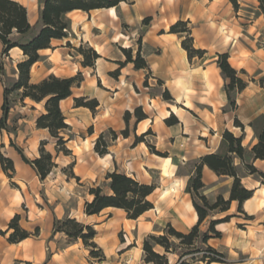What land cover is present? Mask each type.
<instances>
[{"label": "crops", "instance_id": "crops-1", "mask_svg": "<svg viewBox=\"0 0 264 264\" xmlns=\"http://www.w3.org/2000/svg\"><path fill=\"white\" fill-rule=\"evenodd\" d=\"M15 1L27 8L29 22L36 26L39 1ZM238 3L240 8L235 10L230 0H126L113 8L90 12L74 10L66 14L65 19L70 22L69 38L53 39L51 48L39 52L41 60L31 69V83L38 84L52 75L71 78L82 73L83 83L60 106L71 133L84 135L80 144L83 148L87 146L90 159H63L60 162L54 138L48 130L36 126L38 117L46 111L45 102L26 99L21 107L17 105L12 109L9 119L17 120L18 126L15 143L29 159L34 160L40 155L41 143L47 142L46 150L55 156L57 167L42 182L36 171L10 145L12 134L9 137L6 131L0 133L5 146L3 153L15 165V173L9 177L0 163V232L8 230L16 215L21 217L20 225L26 231L34 234L36 229L39 230L38 235L19 243L8 241L10 233L6 236L0 234V264H90L89 248L81 240L71 242L65 234L54 232L55 219L62 220L67 216L93 226L97 232L96 244L107 260L116 264H126L130 259L128 249L131 243L129 239L128 242L120 241L122 230L141 227L140 220L153 211L161 212L160 223H150L146 234L156 233L154 226L160 232L163 224H171L178 231L187 233L198 223L191 193L186 191L191 177L178 175L180 164L218 152L223 146L225 130L237 137L243 136V145L251 149L264 129V15L257 0H239ZM147 18L152 22L143 28V21ZM180 20L191 22L195 46L207 51L197 64L189 61L181 47V38L169 33V28ZM124 25L128 28L125 29ZM39 28L37 26L32 35ZM140 35L143 57L153 76L165 82L174 100L170 104L158 96L152 98L141 92L134 106L143 105L149 118L138 123L136 133L145 134L151 129L159 143H171V155L164 159L165 163L161 161L163 158L149 154L146 147L139 145L131 149L134 134L111 146L110 153L103 158L94 151L96 139L101 134L110 129L125 128L123 116L127 110L132 111V91L143 87L146 71L137 70L133 63L126 64L123 53V49H131L136 54L135 43ZM82 45L93 48L100 56L95 67L82 65L83 56L76 51ZM2 51L0 40V54ZM223 53L230 55L233 68L244 71L243 76L251 79L247 88L237 95L235 111L226 110V81L217 64L218 54ZM9 55V67L14 70L26 59L20 48L12 49ZM118 70L119 76L113 77L112 73ZM81 97L99 101L95 115L88 108H75L74 99ZM3 102L4 83L0 80V119ZM164 108L165 112L179 119L178 125L169 127L165 124L169 117L163 116ZM236 118L243 128L234 126ZM90 128H93L92 134L88 133ZM209 136L212 139L209 140ZM205 141H208L209 148L201 145ZM73 143L74 140H70L67 144L72 152L74 148L70 146ZM137 150L142 153L140 159H135ZM130 156L131 159L127 158ZM253 162L264 172V160ZM141 163L150 164V167L145 166L160 174L162 183L175 179L173 191L167 189L166 192L165 186L159 184L148 198L154 208L137 220L127 219L125 211L117 208H107L98 215L85 213V203L94 198L84 191L85 187L108 185L107 175L116 169L150 185L153 179L139 171ZM236 163L241 164L240 160ZM69 164L73 165L74 178L67 177L62 171ZM133 166L137 170L128 171ZM203 182L205 188L214 192L225 188L224 197L229 198L232 178L220 177L205 166ZM242 183L254 191L253 197L243 204L244 213L252 220H245V231L238 230L237 225L242 224L241 216L245 215L238 212V202H232L225 216L235 217L229 223L217 226L223 236L211 239L210 245L227 254L228 264H264V184L244 170ZM178 185H181L180 189H177ZM104 189L111 193L108 186ZM159 192H163V199L155 201ZM73 199H77V209L70 203ZM239 256L245 260L240 261Z\"/></svg>", "mask_w": 264, "mask_h": 264}, {"label": "trees", "instance_id": "trees-1", "mask_svg": "<svg viewBox=\"0 0 264 264\" xmlns=\"http://www.w3.org/2000/svg\"><path fill=\"white\" fill-rule=\"evenodd\" d=\"M39 1V21L36 26H32L28 19L27 8L15 0H0V40L3 44V51L0 54V80L4 83V102L3 116L0 119V132L6 131L9 135L16 134L17 128L9 125L11 110L14 108L9 101V96L18 92L20 100L23 103L26 99L34 102H45V113L38 117L36 126L38 129H46L49 131L52 138L56 140V151L69 156L72 154L68 149L67 144L72 137L65 139L64 133L70 130L66 123V117L63 114L60 103L73 96V90L81 86L84 81L82 73H78L71 78H59L50 76L38 84L31 83V69L41 60L39 52L44 49L51 48L53 39L69 38L70 22L65 19L67 13L74 10H82L90 12L91 10L113 8L119 6L120 3L126 0H38ZM236 9L239 8L236 0H230ZM259 9L264 15V0H257ZM151 18L143 21L144 25H149ZM189 22L178 21L174 24L170 33L182 34L184 40L183 48L188 52L190 60L198 57L202 59L207 53L206 50L196 49L188 43L193 42L191 29L188 28ZM40 27L34 35L32 33L36 28ZM125 29L128 27L123 26ZM183 27V30H179ZM32 35V36H31ZM25 40V41H24ZM141 40H139V43ZM68 46H71L68 43ZM14 48H20L25 56V60L18 63V78L9 88L3 80L5 64L2 61L3 57H9V53ZM76 51L83 56L82 65L84 67H95L96 61L99 59L97 52L86 46H80ZM126 56V64L133 63L137 70H146L147 77L151 75V69L148 62L141 54V47L137 51L136 57L133 56L131 49H123ZM229 54H218L217 64L221 70L223 78L228 82L225 85V92L228 97L230 111L237 109V95L243 92L248 82L242 78L245 75L244 71L238 72L229 61ZM124 65L121 64V66ZM120 71L112 73L113 77H118ZM145 87H148L147 80ZM234 94V95H233ZM165 100L171 101L173 97L166 90L162 95ZM75 108H88L93 113H96L100 106L97 99L87 97L75 98ZM134 115L137 122L146 120L148 116L143 112L141 107L136 108ZM132 118L130 112L125 114V122L129 126ZM166 124L169 127L179 124V120L175 115H171L166 119ZM235 126L243 128V125L238 119L235 120ZM93 132L92 129L89 130ZM112 135L113 141L117 139V133L110 129L108 131ZM107 133H103L96 141L95 151L100 156L109 154L110 142L106 138ZM124 138L130 136L129 128L121 132ZM149 133L143 134L141 137H136L135 145L144 142V138ZM243 136L237 137L229 130L223 133L224 152L221 150L215 153L207 154L200 157L199 162L195 166V177L192 181L191 192L193 206L198 215V223L187 233H183L175 229L171 224L168 225L167 231L161 235L151 234L143 243L144 262L145 264H172L169 259L170 254H174L179 247L176 241H180L179 245L187 248L182 256L193 255V263L205 264H226L227 257L224 253L214 248L209 244L213 238H221L222 234L216 227L219 224L227 223L232 216H226L223 219L212 220L207 232L201 231L203 223L211 217L213 212L225 213L231 208L232 202H238V212L245 215L246 220H252L243 211V204L251 199L254 191L246 188L242 183V173L255 176L262 180L264 184V172L254 166L256 160H264V129L259 134L258 142L251 149L243 145ZM112 141V140H111ZM11 146L21 155L23 161L30 165L37 173L39 179L43 182L57 167L53 155L46 150L47 142L43 141L40 145V156L34 160L29 159L23 149L11 140ZM151 147V146H150ZM4 144L0 146V163L4 172L12 177L15 173V165L13 160L7 158L2 149ZM154 147H151L153 149ZM155 154L162 156L161 153ZM236 159L240 160V165H237ZM247 159H250L249 161ZM208 167L218 176L230 177L233 179V184L230 189L229 199H225L222 195L216 198L214 203H211L207 196L203 193L205 183L203 182V169ZM73 168L71 165L70 169ZM73 175V173H72ZM109 180L108 188L110 194L105 192L103 187L90 189V194L94 197L91 202H86L85 213L89 216L98 215L107 208H117L124 210L129 220H137L146 212L152 210L154 205L149 201V196L153 194L157 186L143 184L132 176L115 171L107 176ZM21 217L16 215L9 224L6 232L0 234L6 236L10 233L8 241L10 243H19L27 238L38 235L39 230L35 233H30L23 229L20 225ZM54 232L65 234L71 242L81 240L85 247L92 248L90 256L93 258L104 259L101 254L102 250L95 243L97 232L91 225H85L78 222L76 219L67 217L63 220L55 219ZM161 248L163 252L157 249ZM181 264H187L186 261Z\"/></svg>", "mask_w": 264, "mask_h": 264}, {"label": "rangeland", "instance_id": "rangeland-1", "mask_svg": "<svg viewBox=\"0 0 264 264\" xmlns=\"http://www.w3.org/2000/svg\"><path fill=\"white\" fill-rule=\"evenodd\" d=\"M237 2H239V0H236ZM231 2V1H230ZM238 5H239V8H240V4L238 3ZM233 7H234V5H233ZM239 8L238 9H236L235 7H234V9L235 10H239ZM180 21H183V20H180ZM151 22H152V20H151ZM151 22H150V24H151ZM184 22H189V25H188V28H190L191 29V33H192V29H193V25L191 24V22L190 21H184ZM149 24V25H150ZM176 24V23H175ZM148 25V26H149ZM143 28H145V26H147V25H144L143 24ZM173 26V25H172ZM171 26V27H172ZM171 27L169 28V31H170V29H171ZM179 30H183V27H180L179 28ZM170 33V32H169ZM180 38H181V47H182V49L187 53V56H188V52L183 48V46H182V42H183V40H184V36L182 35V34H177ZM139 40H141V42L139 43ZM25 41V40H24ZM190 46H194L196 49H200V48H197L196 46H195V42H194V38H193V42H189L188 43ZM264 43H262V45H263ZM135 46H137V48H138V50H139V48L141 47L142 48V35H140L138 38H137V41H136V43H135ZM264 46V45H263ZM87 47V46H86ZM137 50V51H138ZM142 54V53H141ZM156 54H160V52H157ZM136 55H137V52H136V54L134 55L133 54V56L134 57H136ZM143 56V55H142ZM230 56V55H229ZM8 58L9 57H3L2 58V61H4V64H6L7 65V68L5 67V71H4V76L2 77L3 78V80L5 81V84L9 87V88H11L12 87V85H13V83H14V81H16L17 80V78H18V68H17V70H14V68H12V67H9V60H8ZM188 59H189V57H188ZM199 60H201L200 58H198V57H196V58H194L193 60H190L189 59V61L191 62V63H195V64H197L198 62H199ZM147 61V60H146ZM150 67V66H149ZM151 69V68H150ZM146 71V70H145ZM239 72V71H238ZM242 76V78L243 79H245L247 82H248V84H249V81H251V79H248L246 76H243V75H241ZM146 80H147V83H148V87H145V82H146ZM225 80V79H224ZM226 81V80H225ZM229 82V81H228ZM227 81H226V84L228 83ZM225 84V85H226ZM166 90H168L169 92H170V90L166 87V85H165V82H163L161 79H159V78H155L154 76H153V73H152V71H151V75L150 76H148L147 77V71H146V77H145V81H144V83H143V87H141V89L140 90H138V89H136V90H134V91H132V94H131V97H132V99H133V103L131 104V107H132V111H130V110H127L125 113H124V116H123V119L125 118V114L127 113V112H130L131 113V115H132V118H131V120H130V122H129V126H127V124H126V122H125V120H124V122H125V128L123 129V130H114L116 133H117V135H118V137H117V139L116 140H114L113 141V137H112V135L107 131L106 133V138H107V140L110 142V144H111V146H113V145H116L117 143H119V141H123V135L121 134V132L122 131H124L125 129H127V127L129 128V131H130V136H132V134H134V142H133V144H132V148L131 149H134V148H136V147H138L139 145H141V147H146L147 148V150H148V153L149 154H152V155H155V156H157V157H159V158H163V159H161V161L163 162V163H165V160L164 159H167V158H169V156L171 155L170 154V150L172 149V146H171V143L170 142H168V143H163V142H161V143H159V141H158V139H156L155 137H156V135L154 134V132H153V130H148L146 133H149L145 138H144V142H142V143H139L138 145H135V141H136V137L138 136V137H141L143 134H141V135H138L137 133H136V129H137V125H138V122H137V118L135 117V115H134V111H135V109L136 108H139V107H141L142 109H143V112L148 116V114L145 112V110H144V106L143 105H141V104H139L138 106H134L135 105V103L136 102H138V96L141 94V92L142 93H147V94H149L152 98H157V96L158 97H160L161 98V100L163 101V102H167V103H170L171 104V102L174 100V98H173V100H171V101H168V100H165V98L162 96L163 95V93L166 91ZM170 94H171V92H170ZM234 95V94H233ZM171 96H172V94H171ZM173 97V96H172ZM9 101L11 102V104L15 107V106H19V107H21L22 106V102H21V100H20V94L18 93V92H16V93H13L12 95H10L9 96ZM74 105H75V102H74ZM151 106H152V104H151ZM155 109V108H154ZM227 109H229V102H228V106H227V108H226V110ZM90 110V109H89ZM98 110V109H97ZM169 110V109H168ZM91 111V110H90ZM166 110H165V108L163 109V116L164 117H171V115H170V113L168 114V112H165ZM227 111H230V110H227ZM11 112H12V110H11ZM92 112V111H91ZM155 112H156V114H157V111L155 110ZM96 113H97V111H96ZM96 113H93L92 112V114L93 115H95ZM11 114V113H10ZM153 115V114H152ZM174 115V114H173ZM176 117V116H175ZM148 118H149V116H148ZM147 118V119H148ZM178 119V118H177ZM237 119V118H236ZM235 119V120H236ZM179 120V119H178ZM9 125L11 126V127H16V128H18V126H17V120H12V121H10V119H9ZM179 123H180V121H179ZM165 124H166V122H165ZM178 125V124H177ZM168 126V125H167ZM176 126V125H175ZM234 126H235V121H234ZM236 127V126H235ZM90 129H92L93 130V128H90ZM89 129V130H90ZM89 130H88V133L89 134H92V133H90L89 132ZM226 131V130H225ZM230 131V130H229ZM231 132V131H230ZM0 133H2V132H0ZM233 133V132H232ZM17 134V133H16ZM16 134H12V136H11V140L12 141H14L15 142V140H14V137L16 136ZM234 134V133H233ZM235 135V134H234ZM63 136L65 137V139H69L70 137H72V140H74V143L70 146V147H73L74 148V152H72V150H71V152H72V154L71 155H69V156H66V155H64V153H60V158L59 159H61L60 160V162L62 163V160L63 159H90V157H89V153H88V148H87V146H85L84 148L81 146V137H84V135H76V134H73V133H71V130H69L68 132H66V133H64L63 134ZM129 136V137H130ZM213 136H215L214 134H213ZM9 137H10V135H9ZM100 137V136H99ZM98 137V138H99ZM128 137V138H129ZM97 138V139H98ZM97 139H96V141H97ZM210 139H212V137L211 136H209V140ZM112 140V141H111ZM202 140V139H201ZM222 141H223V136H222ZM53 143H55V149H56V140L55 139H53ZM3 144V141H2V139H1V137H0V146ZM9 144V143H8ZM209 143H208V141H205V142H201V145H203V146H206V147H208L209 148V145H208ZM11 145V144H10ZM95 145H96V142H95ZM222 145H223V142H222ZM111 146H110V148H111ZM154 147L153 149H151V147ZM5 147V146H4ZM110 148H109V153H110ZM50 149H52L51 147H50ZM69 149V148H68ZM145 149V148H144ZM225 150V146L223 145L221 148H220V150L222 151V150ZM70 150V149H69ZM219 150V151H220ZM224 150L222 151V152H224ZM94 151H95V146H94ZM2 152H3V149H2ZM156 152H158V153H161V155L162 156H159V155H157V154H155ZM73 153H76V155L77 156H75ZM95 153L96 154H98L96 151H95ZM40 154V153H39ZM57 154L59 155V153L57 152ZM55 155V154H54ZM99 155V154H98ZM108 155V154H107ZM107 155H105V156H107ZM142 155V153L140 152V150H137V157H135V159L136 158H138V159H140V156ZM40 156V155H39ZM100 156V155H99ZM105 156H100V157H105ZM53 157H55V156H53ZM127 158H129V159H131L132 157L130 156V157H127ZM55 159V158H54ZM56 159H57V155H56ZM199 160H200V158H198L197 160H195V161H192V162H184V163H181L180 164V166H179V170H178V175L179 176H190L191 177V180L189 181V184H187L188 186L186 187V191H188L189 190V192L191 193V198H192V192H191V185H192V181H193V179H194V177H195V166H196V164L199 162ZM248 161L250 160V159H247ZM236 161H238V159H236ZM145 164L146 163H141V165L139 166V171L143 174V176H145V177H149V175L152 177V179H153V182L150 184V185H152V184H154V185H156V186H159V184H162V185H164L165 186V191L167 190V189H171L172 190V187L173 186H175L176 184V180L175 179H167V180H165L164 181V183H162L161 182V176H160V174H158L157 172H155V171H152V170H150V169H148L146 166H145ZM127 165H128V163H127ZM146 165H149V167L151 166L150 164H146ZM158 165V164H157ZM156 165V166H157ZM70 167H71V164H69L67 167H65L62 171L65 173V175L67 176V177H72V178H74V173H73V168L72 169H70ZM127 167H129V166H127ZM128 169H130V170H128V171H132V170H134L135 171V167L133 166V167H131V168H128ZM54 170V169H53ZM137 170V169H136ZM115 171H118L119 173H124V172H120L118 169H116ZM114 171V172H115ZM72 173H73V175H72ZM241 173H242V171H241ZM124 174H126V173H124ZM109 175V174H108ZM107 175V176H108ZM127 175V174H126ZM128 176H131V175H128ZM133 177V176H132ZM107 179V178H106ZM233 184V183H232ZM206 186V185H205ZM96 187H105V188H107V185H93V186H86L85 187V192L86 193H89L90 194V189L91 188H96ZM231 187H232V185H231ZM181 188V185H178V188L177 189H180ZM231 189V188H230ZM105 192H106V189H105ZM107 194H108V192H106ZM206 196H207V198H208V200L211 202V203H214L215 201H216V198L219 196V195H222L223 197H224V193H225V188H223V189H219V190H217V191H213V190H210V189H207V188H205L204 189V192H203ZM230 197V196H229ZM155 201H157V200H162L163 199V192H159V194H157V196H155ZM225 198V197H224ZM229 199V198H228ZM193 202V201H192ZM71 204H72V206H74V208H78V203H77V199H76V201L73 199L71 202H70ZM86 204V203H85ZM126 213V212H125ZM225 214H226V212L225 213H218L217 211L216 212H213L211 215V217H209L204 223H203V225L201 226V231L202 232H207L208 231V229H209V225H210V222L212 221V220H217V219H223V218H225L226 216H225ZM241 214V213H240ZM160 215H161V212L160 211H157V210H155V211H153L152 213H151V215L150 216H147V217H144V218H142L141 220H140V225H141V227H133V228H127L126 230H122V232L120 233V235H119V237H120V241H124V242H128V239L130 240V247H129V249H128V251H130V259H129V261L126 263V264H145V262H144V252H143V243H144V240L149 236V235H151V234H155V235H161V234H163L165 231H167V227H168V225L169 224H163V229H161V231L160 232H158L160 229H158V227L156 228V226H154V229H155V231H157L156 233H150V234H146L147 233V230H146V227H148V226H150V223H157V224H155V225H158V223H160L159 222V217H160ZM67 217H70V218H72L71 216H67ZM66 217V218H67ZM126 217H127V215H126ZM233 217H235V216H232V218ZM232 218H231V220H232ZM65 219V218H64ZM73 219H76V218H73ZM241 223L242 224H239V225H237V229L238 230H240V231H245L246 230V228L244 227L247 223L245 222V217H243V216H241ZM63 220V219H62ZM77 220V219H76ZM230 220V221H231ZM78 221V220H77ZM229 221V222H230ZM79 222V221H78ZM229 222H227V223H229ZM161 223H163V222H161ZM139 224V223H138ZM137 224V225H138ZM223 224V223H222ZM220 225V224H219ZM95 229V228H94ZM176 229V228H175ZM216 229H217V227H216ZM220 232V231H219ZM222 234V233H221ZM222 236H223V234H222ZM222 236H221V238H222ZM221 238H217V239H221ZM213 239H215V238H213ZM69 240V239H68ZM70 241V240H69ZM95 241V240H94ZM96 243V242H95ZM176 243H177V245L179 246L177 249H176V251H175V253L174 254H170L169 255V259H170V262L172 263V264H181L182 262H185L186 261V263L187 264H205V263H193V261H192V257H193V255H188V256H182V254L183 253H185L186 252V250H187V248L185 247V246H182V245H179V243H180V241H176ZM209 244H210V241H209ZM84 245V244H83ZM139 245H141V246H139ZM85 246V245H84ZM99 247V246H98ZM86 248H88V247H86ZM100 248V247H99ZM101 249V248H100ZM93 249L92 248H89V263L90 264H116V263H114V262H112V261H109V260H107V258H106V256H105V254H104V252H103V250H102V252H103V254H101V256L103 257L104 256V259L103 260H100L99 258H93V257H91L90 256V252L92 251ZM158 251H160V252H163V250L161 249V248H158L157 249ZM222 253H224L225 255H226V257H227V263L226 264H228L229 263V260H228V256H227V254L225 253V252H222ZM141 255H143L142 257H141ZM237 259H239L240 261H244L245 260V257H243V256H239Z\"/></svg>", "mask_w": 264, "mask_h": 264}, {"label": "bare ground", "instance_id": "bare-ground-1", "mask_svg": "<svg viewBox=\"0 0 264 264\" xmlns=\"http://www.w3.org/2000/svg\"><path fill=\"white\" fill-rule=\"evenodd\" d=\"M168 114H169V112H168ZM174 190H175V189H174ZM172 191H173V190H172ZM175 191H176V190H175ZM166 192H167V191H166ZM166 192H165V193H166ZM165 195H166V194H165Z\"/></svg>", "mask_w": 264, "mask_h": 264}]
</instances>
